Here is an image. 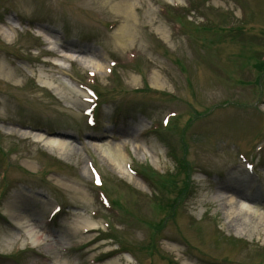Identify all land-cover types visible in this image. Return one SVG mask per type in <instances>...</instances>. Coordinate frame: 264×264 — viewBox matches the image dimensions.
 Here are the masks:
<instances>
[{
  "label": "rangeland",
  "instance_id": "1",
  "mask_svg": "<svg viewBox=\"0 0 264 264\" xmlns=\"http://www.w3.org/2000/svg\"><path fill=\"white\" fill-rule=\"evenodd\" d=\"M240 168L264 195V0H0V264H264V223L230 224L222 201L242 200L217 190L244 194ZM79 214L94 229L68 234Z\"/></svg>",
  "mask_w": 264,
  "mask_h": 264
},
{
  "label": "bare ground",
  "instance_id": "2",
  "mask_svg": "<svg viewBox=\"0 0 264 264\" xmlns=\"http://www.w3.org/2000/svg\"><path fill=\"white\" fill-rule=\"evenodd\" d=\"M169 3L172 4L175 0H166ZM125 6V9L123 10V15L125 18H132L133 13L132 9L127 5ZM122 28V29H121ZM120 30L118 31L117 36L119 38H115L117 42H119L121 38H124L126 35L124 34L126 31L125 26H122ZM115 31V30H114ZM113 32V31H112ZM39 35L42 37L43 41L46 42L53 50H57L59 46H62L61 43L58 41V37L51 35L46 32H39ZM118 39V40H117ZM63 53V52H62ZM68 60H78L83 65H86L94 70H100L103 68L102 63H100L96 58L93 57H87L80 55V57L73 52H69L68 54H64ZM56 64H58L57 59L54 60ZM33 74V72L31 73ZM55 79V78H54ZM52 77H48L45 73L41 72L38 76V82L41 86L46 87L48 89H51L54 91V94L58 96L60 99L68 100V102L72 103L75 107H80L79 102L77 100L71 102L70 96L76 95V91L70 86L67 82L61 81L60 79L54 80ZM78 93V92H77ZM25 136H29L31 140L37 144H39L41 147H43L49 154L59 158L63 159L64 153H66L69 150V145L63 141L58 140L54 133L48 132L47 134H52L53 136L45 137L44 134H32V132H24ZM60 138V137H59ZM61 139V138H60ZM95 149H97L105 158L106 160L113 165L115 170L119 172L121 176L126 178L127 180H131L130 177L125 173L124 166H123V159L121 157V153L119 151L118 147H114V149L109 148L105 144H95L93 146ZM153 151H155L154 148H152ZM62 152V153H61ZM149 156L151 157V153L149 152ZM234 181L238 182L240 187L245 188V193L242 194L239 190H231L232 188L225 185L218 186L217 190L224 191L225 189L232 191L236 198L241 199V202H238L233 199L231 196H227L222 201V206L225 208V214L226 218L230 221V224L234 223L235 225H239L240 223L244 222L249 215L255 216V218L258 220L259 223H264V195H263V186L256 187V191L254 192L255 195L253 196V199H250L246 193L252 189L254 186V182L249 177L248 173L243 169H238L231 173ZM247 191V192H246ZM17 221V220H16ZM17 227L21 228L26 232L27 235H30L33 241V245H37L40 241V234L37 232L32 231V229H28L27 226H23L21 223H17ZM95 227V224L93 223V220L81 216V214L75 216V221L73 224L69 226V232L68 234H75L76 231L79 233L81 229H84V231L93 230ZM264 232V231H263ZM110 264H120L119 261L112 262Z\"/></svg>",
  "mask_w": 264,
  "mask_h": 264
}]
</instances>
